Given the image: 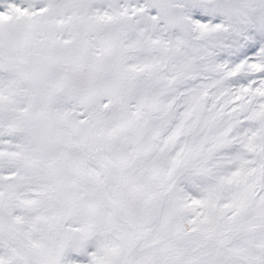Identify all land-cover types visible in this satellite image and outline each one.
Wrapping results in <instances>:
<instances>
[{"label":"snow or ice","instance_id":"1","mask_svg":"<svg viewBox=\"0 0 264 264\" xmlns=\"http://www.w3.org/2000/svg\"><path fill=\"white\" fill-rule=\"evenodd\" d=\"M0 264H264V0H0Z\"/></svg>","mask_w":264,"mask_h":264}]
</instances>
